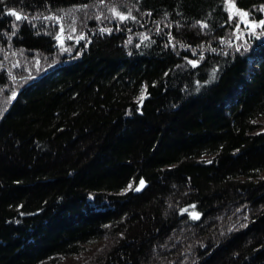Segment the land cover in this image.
<instances>
[{"label": "trees", "instance_id": "obj_1", "mask_svg": "<svg viewBox=\"0 0 264 264\" xmlns=\"http://www.w3.org/2000/svg\"><path fill=\"white\" fill-rule=\"evenodd\" d=\"M237 14L0 0V264H264V33Z\"/></svg>", "mask_w": 264, "mask_h": 264}, {"label": "rangeland", "instance_id": "obj_2", "mask_svg": "<svg viewBox=\"0 0 264 264\" xmlns=\"http://www.w3.org/2000/svg\"><path fill=\"white\" fill-rule=\"evenodd\" d=\"M235 0H226V8H227V10H228V12L230 13V15H236L237 13V18L239 17V20H240V22L243 24V25H246V29H242L243 31H253V32H262V33H264V27H259V26H257V27H255V28H253L252 27V25L253 24H255V25H259V23H260V21H262V20H264V6H261L260 7V9L259 10H257V11H259V13H260V15H262V17L260 18V19H258V20H255V19H252L251 18V15H247L246 17H244V16H241V15H239V13H245V12H243V11H239L238 9H237V6H236V4H235V2H234ZM235 5V7L233 8L232 7V5ZM237 10V11H236ZM239 34H242V32L241 33H239ZM58 37H59V39H60V41H62V39L64 40H73V39H75V37L73 38L72 36H69V34H64L63 33V30H62V28L60 29V32H59V34H58ZM139 98V97H138ZM140 99V98H139ZM259 122H260V124H261V126L259 127V128H257L258 130H259V132H262L263 130H264V115L263 116H261V118H259ZM0 145H3V143H0ZM5 148H1V146H0V164L1 163H3V164H5V165H10V163L8 162V161H11L10 159H8V157H7V154H6V152H5V150H4ZM71 152V151H70ZM70 155H72L73 153L71 152V153H69ZM52 157L53 158H56V155H52ZM51 157V158H52ZM12 160L14 161L15 159L14 158H12ZM55 159H50V161H49V164L48 165H52V164H55V163H57L56 161L55 162H53ZM79 160V159H78ZM80 161V160H79ZM7 162H8V164H7ZM141 179H143L144 180V182L146 183V185L140 190V191H136V188L138 187V185H139V183H140V180ZM127 184H126V186H125V188L123 189V191H125V192H127V191H129L130 190V186H132V181L131 180H128L127 182H126ZM151 187V184L149 185V181H147V180H145L144 178H139L138 180H137V182L136 183H134V185H133V187H132V189H133V192L135 193V194H141V196H143V195H145V193L147 194V191H148V189ZM151 194H155V190H153L154 189V187L152 186L151 187ZM149 193V192H148ZM152 196V195H151ZM189 208H191V206L189 207ZM192 212V211H191ZM230 212V211H229ZM237 216L240 218V216H241V219H242V214L240 213V214H237ZM211 217H209V219H210ZM217 218H219L218 217V215L217 216H214V219H217ZM222 222V221H221ZM219 225H221V227H222V225H223V223H221V224H219ZM219 225H217L218 227H219ZM217 230H218V228H217ZM183 232V230H181V228H179V229H177V230H175L174 232H173V234L170 236V238L169 239H173V241L172 242H170L169 240H168V243H171V244H169V245H167V247H165V248H163L161 251H159V253L160 254H163V252H164V250H166V251H168V252H170V251H173L174 252V250L177 248L176 246H181L182 247V243L181 242H175L174 241V239H176L178 236H179V238L180 237H184V233H182ZM179 233V234H178ZM181 235H183V236H181ZM111 240H113V238L110 236V235H106V236H104L101 240H99V241H97V242H94L93 244H91V246H89L90 248H92L93 246H95V245H106L107 243H110L111 242ZM172 253V252H171ZM170 253H167L166 255H169ZM165 256V254L163 255V257ZM79 261H80V257L79 256H77V255H75V256H70L69 258H67L64 262V264H72V263H74V264H76V263H79ZM153 264H165L162 260L161 261H159L158 263H153ZM178 264V263H177ZM182 264V263H181Z\"/></svg>", "mask_w": 264, "mask_h": 264}, {"label": "snow or ice", "instance_id": "obj_3", "mask_svg": "<svg viewBox=\"0 0 264 264\" xmlns=\"http://www.w3.org/2000/svg\"><path fill=\"white\" fill-rule=\"evenodd\" d=\"M232 7L234 8L235 5L233 4ZM10 14L13 15V16H15L17 20H20L21 19V16L19 14H17L16 12H14V11L11 12ZM239 15L246 17L248 14L247 13H239ZM123 18L124 17H121V19H123ZM257 26L264 27V20L260 21L259 25H255V24L252 25L253 28H255ZM140 183H141V186H142L144 182L141 181ZM136 190L139 191V188H137Z\"/></svg>", "mask_w": 264, "mask_h": 264}, {"label": "water", "instance_id": "obj_4", "mask_svg": "<svg viewBox=\"0 0 264 264\" xmlns=\"http://www.w3.org/2000/svg\"><path fill=\"white\" fill-rule=\"evenodd\" d=\"M141 181H143V182H144V180H143V179H141V180H140V182H141ZM145 185H146V183H145V182L143 183V185H142V186H141V183H139V185H138V187H137V188H139V191H140V190H141V189H142V188H143ZM137 188H136V189H137ZM136 191H137V190H136ZM137 192H138V191H137Z\"/></svg>", "mask_w": 264, "mask_h": 264}]
</instances>
